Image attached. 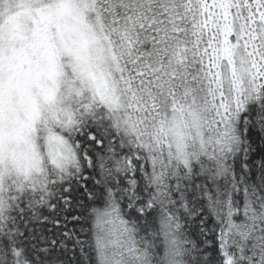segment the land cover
<instances>
[{
	"label": "snow or ice",
	"instance_id": "6c2138e0",
	"mask_svg": "<svg viewBox=\"0 0 264 264\" xmlns=\"http://www.w3.org/2000/svg\"><path fill=\"white\" fill-rule=\"evenodd\" d=\"M0 264H264V0H0Z\"/></svg>",
	"mask_w": 264,
	"mask_h": 264
}]
</instances>
